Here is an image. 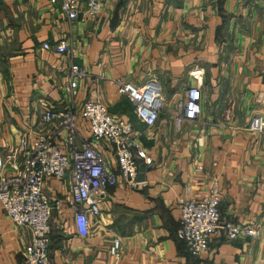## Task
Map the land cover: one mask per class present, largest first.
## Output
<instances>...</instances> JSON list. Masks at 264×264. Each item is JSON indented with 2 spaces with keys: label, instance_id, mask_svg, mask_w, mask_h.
<instances>
[{
  "label": "crops",
  "instance_id": "1",
  "mask_svg": "<svg viewBox=\"0 0 264 264\" xmlns=\"http://www.w3.org/2000/svg\"><path fill=\"white\" fill-rule=\"evenodd\" d=\"M60 40L66 52L42 48ZM71 64L84 71L74 109L87 99L103 103L131 124L150 162L139 158L148 170L136 185L118 179L103 190L84 237L72 225L66 176L47 179L43 192L61 201L49 220L48 264H264V128L247 129L252 114L264 120V0H100L95 16L73 20L48 0H0V154L47 127L44 108L63 110ZM115 78L159 84L152 127L137 121ZM197 83L200 114L175 129L173 104ZM99 148L115 169L111 147ZM212 184L220 219L257 235L228 240L218 232L194 258L174 237L179 201L200 199ZM27 238L0 206V264H24ZM113 238L117 262L107 252Z\"/></svg>",
  "mask_w": 264,
  "mask_h": 264
},
{
  "label": "built area",
  "instance_id": "2",
  "mask_svg": "<svg viewBox=\"0 0 264 264\" xmlns=\"http://www.w3.org/2000/svg\"><path fill=\"white\" fill-rule=\"evenodd\" d=\"M83 9L79 10V4ZM58 4L67 20L80 13L82 19L98 13L100 0H48ZM42 48L56 53L68 50L65 40ZM84 71L71 64L63 86L67 103L62 111L42 110L40 119L47 127L32 137L22 136L17 144L0 154V206L8 220L16 227L27 230L28 238L23 246L24 264H48L49 220L53 211H60V199L47 196L42 187L47 179H61L68 183V210L75 233L87 234L89 217L99 214V199L103 190L112 187L117 180L128 186L136 185V159L150 162L138 147L137 133L131 124L110 113L98 100L87 99L74 109V97L78 81ZM118 94L131 104L137 121L150 128L156 121L163 98L159 84L146 79L139 86L115 78ZM200 90L198 83L187 87L183 96L173 104L172 121L175 129L182 122L197 119L200 114ZM81 127L87 134L82 135ZM264 120L254 113L249 117L247 129L262 133ZM111 147L115 169L103 157L99 143ZM220 194L212 184L198 200L180 199L179 220L175 237L185 244L186 251L194 258L205 251L211 236L220 232L226 239L255 237L257 229L220 219ZM119 241L113 238L108 255L117 262ZM202 264V263H196Z\"/></svg>",
  "mask_w": 264,
  "mask_h": 264
},
{
  "label": "water",
  "instance_id": "3",
  "mask_svg": "<svg viewBox=\"0 0 264 264\" xmlns=\"http://www.w3.org/2000/svg\"><path fill=\"white\" fill-rule=\"evenodd\" d=\"M136 164H137V174L135 177V181H142L144 179V172L148 170V167L144 165L141 159L139 158L136 159Z\"/></svg>",
  "mask_w": 264,
  "mask_h": 264
},
{
  "label": "trees",
  "instance_id": "4",
  "mask_svg": "<svg viewBox=\"0 0 264 264\" xmlns=\"http://www.w3.org/2000/svg\"><path fill=\"white\" fill-rule=\"evenodd\" d=\"M124 100H125V103L128 104V106H130V108H131V105H130L129 101H128L126 98H125ZM174 237H175V234H174ZM175 238H176V237H175ZM176 239H177V238H176ZM48 250H49V248H48Z\"/></svg>",
  "mask_w": 264,
  "mask_h": 264
}]
</instances>
